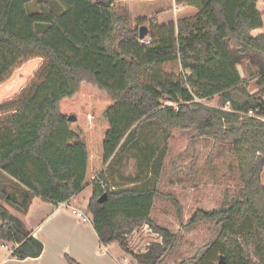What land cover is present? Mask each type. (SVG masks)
Masks as SVG:
<instances>
[{"label": "trees", "instance_id": "trees-1", "mask_svg": "<svg viewBox=\"0 0 264 264\" xmlns=\"http://www.w3.org/2000/svg\"><path fill=\"white\" fill-rule=\"evenodd\" d=\"M55 1L60 13L46 0L34 13L27 10L32 0H0V87L37 63L24 85L0 101V241L16 245L19 260L40 257L43 244L4 204L27 215L35 198L66 203L97 180L85 213L100 243L127 251L126 236L147 224L162 242L133 257L137 264H164L179 236L151 217L155 183L138 185L136 176L132 186L114 187L105 175L149 123L163 138L195 131L229 143L237 159L238 194L191 220L217 219L220 233L190 261L264 264V34L253 35L263 27L262 0H209L177 25L152 23L144 39L121 0ZM244 60L256 69L257 92L241 74ZM175 61L176 81L141 80L142 72ZM215 97L217 107L195 101ZM16 183L25 190L15 192ZM246 223L252 229L244 242Z\"/></svg>", "mask_w": 264, "mask_h": 264}, {"label": "rangeland", "instance_id": "rangeland-1", "mask_svg": "<svg viewBox=\"0 0 264 264\" xmlns=\"http://www.w3.org/2000/svg\"><path fill=\"white\" fill-rule=\"evenodd\" d=\"M39 1L41 0H32L27 6L28 12L38 11ZM46 1L52 4L54 12H61V6L55 0ZM149 1L138 0L137 8L149 12L165 8L173 12L172 0L154 3L155 5ZM121 2L129 8L135 0H121ZM135 23L138 25L142 22L137 20ZM36 66V62L28 64L18 71L11 81L1 86L0 101L17 92ZM239 69L247 79L251 92L258 91L255 81L256 69L250 66L248 60H244ZM180 74V64L175 61L166 63L154 72H142L140 77L144 83L149 84L176 81ZM162 103L173 105L170 102ZM203 103L217 107L218 98L205 100ZM105 175L114 187L132 186L130 179L136 176H138V185L155 183L158 194L154 200L151 217L157 224L179 236L174 252L164 264H181L183 261L193 264L190 259L199 250L205 251L208 245L216 242L220 233L217 219L206 220L197 217V221L192 224L191 220L198 211L210 213L219 209L226 197L236 196L242 186L237 159L229 143L197 136L195 131L174 130L163 138L162 130L149 123L141 127L138 144L133 146L127 155L121 156L110 164L106 168ZM96 183L97 180L73 197V204L83 206V210L86 211L93 193V186ZM13 190L18 192L25 188L16 183ZM4 206L14 215H18V212L8 204ZM147 226L149 225L137 227L126 236L128 253L126 249H122L130 256L127 264H135L133 254L141 253L150 247L148 244L162 242V237L149 226L151 232ZM251 229L250 223H246L243 227L242 240L244 242L250 239ZM135 231L136 233L132 235ZM246 249L248 252L251 251L250 246Z\"/></svg>", "mask_w": 264, "mask_h": 264}, {"label": "crops", "instance_id": "crops-1", "mask_svg": "<svg viewBox=\"0 0 264 264\" xmlns=\"http://www.w3.org/2000/svg\"><path fill=\"white\" fill-rule=\"evenodd\" d=\"M137 1L129 6L131 18L134 26L137 24L135 21L139 20L147 29L152 23L157 26L177 25L180 20L194 17L209 2L172 0L173 12L165 8L149 12L137 8ZM162 2L167 0L149 1L151 4ZM258 10L263 15V27L254 30L253 35L264 34V0L258 3ZM170 12L172 13L169 14ZM72 199L66 203L54 204L35 198L27 215L18 213L19 216H16L26 224L32 236L43 244L44 251L38 258L19 260L13 256L17 246L0 241V264H69L67 256L80 264H127L130 258L128 252L126 253L118 243L102 245L91 219L85 222L73 215V209L85 211L83 206L74 205Z\"/></svg>", "mask_w": 264, "mask_h": 264}, {"label": "built area", "instance_id": "built-area-1", "mask_svg": "<svg viewBox=\"0 0 264 264\" xmlns=\"http://www.w3.org/2000/svg\"><path fill=\"white\" fill-rule=\"evenodd\" d=\"M142 42L148 43L149 41H143L142 40ZM195 101L196 102H201V103L205 102V100H198V99H196ZM229 108L230 107H229V104H228L225 109L229 110ZM249 116H255V113L253 111H250L249 112ZM260 120L264 121V118H260ZM72 213H73V215L77 216L78 218L82 219L85 222H88L90 220L89 216L83 211L73 209ZM0 226H1V224H0ZM147 228L152 232V230H151V228L149 226H147ZM135 233H136V231L133 232L132 235H134ZM148 246H150V244H148ZM148 249H149V247L147 249H145L144 251H142L141 253H146L148 251ZM136 254H139V253H136Z\"/></svg>", "mask_w": 264, "mask_h": 264}, {"label": "water", "instance_id": "water-1", "mask_svg": "<svg viewBox=\"0 0 264 264\" xmlns=\"http://www.w3.org/2000/svg\"><path fill=\"white\" fill-rule=\"evenodd\" d=\"M148 35V29L143 26L140 28V39H144L146 36ZM76 120V116L75 115H70L69 116V121L74 122ZM106 195H104L99 201L102 203L105 199ZM225 260L223 257H221V260L219 262V264H225Z\"/></svg>", "mask_w": 264, "mask_h": 264}]
</instances>
